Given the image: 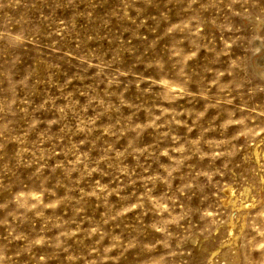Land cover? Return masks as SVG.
<instances>
[{
  "label": "rangeland",
  "instance_id": "374dc122",
  "mask_svg": "<svg viewBox=\"0 0 264 264\" xmlns=\"http://www.w3.org/2000/svg\"><path fill=\"white\" fill-rule=\"evenodd\" d=\"M261 55L264 0H0V264H264Z\"/></svg>",
  "mask_w": 264,
  "mask_h": 264
},
{
  "label": "bare ground",
  "instance_id": "6f19581e",
  "mask_svg": "<svg viewBox=\"0 0 264 264\" xmlns=\"http://www.w3.org/2000/svg\"><path fill=\"white\" fill-rule=\"evenodd\" d=\"M257 63L259 65L264 63V56L263 55H261L260 57L257 58ZM225 191L228 192V194H232L233 193V191H232V189L230 187H227V189ZM246 206L247 205L240 204L238 208H245Z\"/></svg>",
  "mask_w": 264,
  "mask_h": 264
}]
</instances>
